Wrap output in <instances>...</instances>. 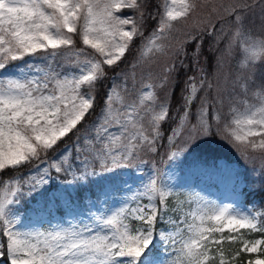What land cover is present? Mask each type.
Segmentation results:
<instances>
[{
    "label": "snow or ice",
    "instance_id": "6c2138e0",
    "mask_svg": "<svg viewBox=\"0 0 264 264\" xmlns=\"http://www.w3.org/2000/svg\"><path fill=\"white\" fill-rule=\"evenodd\" d=\"M152 3L0 0V234L7 238L10 264H264V210L241 212L231 205H201L197 197L190 196L187 203L195 204V210L181 215V204L176 216L168 221L170 231L157 233L158 224L169 210L170 198L179 194L162 179L158 181L155 165L143 189L113 208H97L91 201L82 208L83 199L79 204L68 200L60 211L61 218L56 219L53 209L61 203L56 198L54 204L46 201L32 210L37 216L33 221L20 207L25 196L50 183L53 172L62 174L65 184L71 186L90 176L126 169L139 171L145 153L159 154L161 139L168 142L165 155L169 162L183 156L196 140L213 135L226 138L245 159L252 158L253 153L264 159V89L253 92L251 98L245 89L244 99L230 103L227 114L216 107V103H222L218 91L209 119L206 90L212 84L204 79L199 67L202 40L194 34L189 36L188 43L198 41L191 52L183 43L170 52L165 43L175 27L173 22L190 19L199 2L164 0L158 23L150 27L148 21L155 17L146 14L145 9ZM245 7L247 4L236 3L224 9L234 16L237 29L243 25L237 9ZM123 8L134 10L138 18L120 14ZM146 30L150 35L141 56L149 51L169 58L159 83L147 87L169 92L178 89V117L169 116L167 93L158 111L155 106L144 108V114L135 101L113 111L108 95L101 115L91 123L90 135L82 138L81 129L89 126L96 111L94 94L105 78L104 66L126 59L136 38L145 37ZM241 34L239 30L236 33ZM81 42L94 54L78 48ZM69 52L75 55L70 69L57 71L55 62L62 57L67 60ZM189 57L200 75L186 76L181 83L180 74L188 71ZM138 62L133 63V69ZM201 90L205 95L193 113L192 105ZM148 98L156 100L151 93ZM166 119L171 122L170 136L162 131L161 122ZM65 137H75L76 156L50 159L60 150V143H66ZM73 160L79 164L74 166ZM41 163L45 165L42 169ZM33 165L39 177L30 174ZM26 169L27 178L6 179ZM69 175L71 180L67 179ZM130 221L137 223L130 227ZM250 233H260L261 238L249 240L246 237ZM157 237L164 248L162 259L150 257ZM225 243L240 246L226 252ZM246 253L256 255L245 257Z\"/></svg>",
    "mask_w": 264,
    "mask_h": 264
},
{
    "label": "rangeland",
    "instance_id": "374dc122",
    "mask_svg": "<svg viewBox=\"0 0 264 264\" xmlns=\"http://www.w3.org/2000/svg\"><path fill=\"white\" fill-rule=\"evenodd\" d=\"M206 1L207 0H198L199 4L205 3ZM217 1L219 2L220 0ZM213 8L214 6H211V10ZM197 11L190 19H178V21L173 22L175 27L171 36L165 42L169 45L170 52L179 48L180 45L184 43L192 26L199 25L200 22L195 18ZM162 12L163 7L161 13ZM120 14L137 18L135 11L128 8L121 9ZM222 24L224 25V23ZM227 30L228 34L223 37V42L220 46L222 53L219 54L218 61H215L217 66L213 68V72L209 77H207L206 71L202 73L204 79L210 82L213 88L211 91L210 89L206 90L210 105L209 119L212 118L211 105L216 103L218 91L222 103H216V107L224 114H227L229 112L230 103L244 99L242 93L245 89L249 92V98H251L253 92L264 89V59H261L259 62H254V64L248 61L247 66L242 67V64H244L246 60L243 52L244 45L249 43L252 39L264 38V6L257 4L255 7L246 10L243 14L242 27L237 29L233 22L226 27L224 32ZM238 30L242 33L239 36L236 35ZM146 43L147 37L140 45L137 70H132L127 79L112 81L107 89L105 98L108 95L111 96L113 111L117 109L122 110L125 105L135 101L140 106L141 113L144 114V108H152L155 106L158 111V106L164 103L166 93L169 99L170 92L166 89L162 88L159 90L157 89L159 87H147L148 84L157 85L159 83V78L164 75L162 70L164 71L169 58L157 56L149 51H144L143 56H141V50ZM85 50L86 53H93V50L90 48ZM73 61H75V55L69 52L67 53V60L63 57L58 58L54 67L57 71H68ZM145 62H148V66L145 65ZM37 63H40L42 66L45 64V62L42 61H37ZM133 73L135 75L134 80ZM199 75L200 74L197 73L195 76ZM133 85H135V87ZM150 93L156 97L155 102L148 98ZM197 95H199L200 98L204 97L205 90L199 91ZM141 100L143 101L142 104H140ZM197 100L194 103H197ZM175 110V112H177L176 108ZM100 115L101 112L98 117ZM176 117H178V113ZM148 118H150V115ZM192 122H194V120ZM145 124L147 125V119L145 120ZM170 135L171 131H169L168 134H164V136ZM159 143V149L162 148V155L156 156L151 153H145L143 155L145 163L140 165L139 171L135 169H126L114 173L90 176L86 181L71 186L65 184V178L62 174L57 175L53 172L50 183L44 189L33 193L31 196H25L20 207L28 216L32 217L33 221L37 219V216L32 210L42 207L46 201L53 202L54 204L56 198H59L61 202L53 209L56 219L61 218L60 211L64 210V203L68 200L73 202V204H79L81 199H83L84 203L82 208L89 206L88 201H91L97 208H113L120 205L137 191L143 189L144 183H146L153 174V165H155L158 181L162 179L168 187L174 190V193L179 194H174L170 198V204L168 205L169 210L158 224L157 233L170 231L168 221L176 216V208L181 204H183L181 215L195 210V204L187 203L190 196L197 197L201 205L205 202L217 207L231 205L241 212L264 210V200L260 201L257 197L253 196V191L258 182L257 179H259L261 175L260 169L264 172V159L259 158L255 153L252 154V158L245 159L244 156L241 155V152L226 138H222L221 135H213L196 140L189 146L183 156L175 161L169 162L165 155V151L169 148L167 140L161 139ZM74 146L75 143L63 146L54 157H50V159H60L64 155L69 154L70 158L75 157L76 153L74 151ZM178 147H182V143ZM73 163L74 166H76L79 164V161L73 160ZM44 166L45 165L42 163L39 165L41 169ZM96 171H100L98 166L96 167ZM28 173L29 170L24 174L6 179H18L21 176L27 178ZM30 174L39 177L40 172L35 165L30 169ZM72 178L71 175L67 177L69 180ZM2 192L3 185H0V193ZM97 198H99V201H97ZM50 206L52 205L50 204ZM76 211L82 213V209L80 208H77ZM44 217L47 218L46 213H44ZM27 222V219H25L24 224L26 225ZM136 223L137 222L130 221V227ZM240 231L245 232L246 230ZM225 235L227 236L228 233L225 232ZM246 238L249 240L261 238V234L250 233L247 234ZM5 245L7 258L6 237ZM0 246H2L1 238ZM239 246V244H224L226 252H232ZM1 248L2 247H0V253ZM163 251L164 248L160 239L157 237L150 250V257L162 259ZM255 255L256 254H250L249 256L255 257ZM0 264H10V261L8 259L3 261L0 255Z\"/></svg>",
    "mask_w": 264,
    "mask_h": 264
},
{
    "label": "trees",
    "instance_id": "16d2710c",
    "mask_svg": "<svg viewBox=\"0 0 264 264\" xmlns=\"http://www.w3.org/2000/svg\"><path fill=\"white\" fill-rule=\"evenodd\" d=\"M236 3L247 4V7L237 9V11L242 15V17L246 10L255 7V5L261 4L262 6H264V0H220L219 2L217 0H207L205 3L203 2L202 4H199L200 6L198 7V11L195 16V18L200 22L199 25L192 26L190 33H188L187 38H185L184 40L183 44L185 45L186 51L188 52H191L192 49L195 47V44L198 42L196 40H193L191 43H188L187 41L190 35L194 34L200 37V39L202 40V50L199 56V67L202 68L203 71H206L207 77L211 76L213 72V68L217 66V63H215V61L216 60L218 61V56L219 54L222 53L220 46L223 42V37L228 34V30L225 32L224 30L226 29L227 26L231 25L234 22V16L227 14L224 9ZM162 5H163V0H153V3L150 4L147 9H145L146 14H150L152 17H155V19H149L148 24L150 25V27H155L156 24L158 23L159 16L162 10ZM211 6H214L213 9L215 10L213 9L211 10ZM136 16L138 18V13H136ZM222 23H224V25ZM149 34L150 32L146 30L145 37L136 38L135 47L132 49L131 54L126 53V59L121 58V60L117 61V64L113 66H107V65L104 66V68L106 69L105 78L102 82L101 87L99 88L98 93L94 94L98 101V104L96 106V111L92 114V118L89 122V126H86L85 128L81 129L80 135L82 138L87 134H90L89 128L91 126V123L92 121L97 119L99 113L101 112V109L104 107L107 89L112 83V81L127 79L129 78V73L132 70L135 71L137 70L138 65L135 67V69H133L132 65L133 63L137 62V60L139 59L140 45L143 43V41L146 39V37ZM77 47L88 49V47L84 46L82 42L79 43ZM145 65L148 66V62H145ZM188 65H189L188 71L186 73L182 71L180 74L181 83H183V80L186 76L197 75L196 69L192 66L191 57L188 58ZM162 72L164 74L163 70ZM157 89L161 90L162 88L159 87ZM211 90H213V88H211L210 91ZM179 96H180V92L178 89L170 92L169 94L168 105H169L170 117L177 116V112H175L176 111L175 108L177 109L179 107ZM197 98H198L197 103H194L192 105V112L196 111V107L199 104L200 96L197 95ZM170 123L171 122L168 121L167 119L161 122V126L163 128L164 134L169 133ZM173 125L174 124H172L171 126ZM64 141H66V143L61 142L60 148H62L65 145L74 144L75 137H73L72 139H68L67 137H65ZM159 150L161 151H159V154H156V156L162 155V148ZM222 154L228 155L225 153ZM255 155L259 157L258 153H255ZM33 166H31V168ZM260 170H261V175L259 176V179H257L258 182L257 185L255 186V190L253 191V196L257 197L260 201H262L264 200V172L262 171V169ZM26 171H28V169H26L24 172H14L7 178L18 176L19 174L20 175L24 174L26 173ZM0 238L3 242L2 255H4L5 257L6 254V249L4 245L5 236L0 234ZM244 255L245 257H248L250 254L246 253Z\"/></svg>",
    "mask_w": 264,
    "mask_h": 264
},
{
    "label": "clouds",
    "instance_id": "9594fccd",
    "mask_svg": "<svg viewBox=\"0 0 264 264\" xmlns=\"http://www.w3.org/2000/svg\"><path fill=\"white\" fill-rule=\"evenodd\" d=\"M243 52L245 59L252 62H259L261 59H264V38L252 39L244 45Z\"/></svg>",
    "mask_w": 264,
    "mask_h": 264
}]
</instances>
